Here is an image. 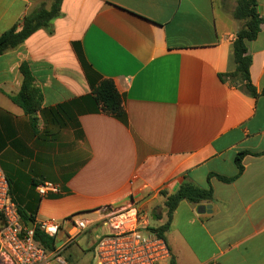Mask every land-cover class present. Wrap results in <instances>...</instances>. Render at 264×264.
I'll return each mask as SVG.
<instances>
[{"label": "crops", "instance_id": "crops-1", "mask_svg": "<svg viewBox=\"0 0 264 264\" xmlns=\"http://www.w3.org/2000/svg\"><path fill=\"white\" fill-rule=\"evenodd\" d=\"M52 4L0 0V37ZM258 5L264 19V0ZM237 6L63 0L52 31L40 29L1 55L0 164L18 208L61 223L64 245L74 222L89 231L101 225L102 237L110 233L108 210L134 204L147 213L151 202L163 203L160 227L167 220L162 193L190 182L212 190L213 199L180 202L164 234L171 257L162 264H264V23L247 44L260 93L254 98L228 76L245 23L234 16ZM24 62L43 96L33 114L11 99L22 88ZM103 80L120 93L122 118L96 103ZM45 182L61 193L40 196L36 187Z\"/></svg>", "mask_w": 264, "mask_h": 264}, {"label": "built area", "instance_id": "built-area-1", "mask_svg": "<svg viewBox=\"0 0 264 264\" xmlns=\"http://www.w3.org/2000/svg\"><path fill=\"white\" fill-rule=\"evenodd\" d=\"M38 194H60L61 187L45 182L36 187ZM41 231L49 237H58L62 228L57 221H37ZM76 231L68 242L48 252L39 246L30 230L21 222L19 208L11 195L10 183L0 164V264H67L63 249L73 244L87 230L83 221L74 222ZM103 225L110 233L100 237L93 252L95 264H161L170 259L167 242L148 228V215L137 205L123 209H109Z\"/></svg>", "mask_w": 264, "mask_h": 264}, {"label": "trees", "instance_id": "trees-1", "mask_svg": "<svg viewBox=\"0 0 264 264\" xmlns=\"http://www.w3.org/2000/svg\"><path fill=\"white\" fill-rule=\"evenodd\" d=\"M63 0H53L51 8L48 10L44 6L35 10L31 14L24 17L20 26H14L12 29L5 32L0 37V56L7 50L18 47L23 44L28 38L40 29L52 31L51 23L54 19L61 16V7ZM258 0H238V6L234 16L236 19L245 21L243 27L238 31L234 41L233 50L236 62V71L228 76L233 79L234 84L246 94L256 98L260 95L257 88L252 84L250 78V67L252 65V57L249 54L247 44L255 40L264 23V19L260 16L258 10ZM20 72L23 76V84L20 92L11 96V99L20 105L26 112L33 114L41 107L43 102L42 92L35 87V78L32 68L28 62L22 63ZM264 95V89L261 92ZM94 99L97 104L102 107V110L117 118H122L125 115L122 97L112 80H103L100 85L94 90ZM246 152L240 153L236 157V163L239 168L238 176L243 172L242 159ZM237 178V176L235 177ZM235 178L220 177L221 180L231 182ZM167 209V221L156 229H149L150 232L157 233L165 239L164 234L170 228V222L174 211L180 202L186 200L191 203H200L213 199V191L202 189L190 182H184L171 195L163 192ZM21 222L24 227L29 228L30 223L34 224L33 237L35 242L43 247L48 252L57 249L58 241L55 238L46 235L37 224V219L34 216L27 215L23 210L19 209ZM157 220L162 217L156 214ZM171 264H175L172 260Z\"/></svg>", "mask_w": 264, "mask_h": 264}, {"label": "rangeland", "instance_id": "rangeland-1", "mask_svg": "<svg viewBox=\"0 0 264 264\" xmlns=\"http://www.w3.org/2000/svg\"><path fill=\"white\" fill-rule=\"evenodd\" d=\"M163 207V203L161 202H151L147 206H145L148 213V228L156 229L158 228L160 221L154 220L152 211L155 210V215H161L160 208ZM167 221V220H166ZM105 232V228L101 225L99 227H95L94 230L90 229L83 231V236L80 241L78 239L71 245H68L65 249H63L62 255L64 256L67 264H95L93 246L95 242H97L98 238ZM90 238L92 245L87 244V239ZM64 240H67L66 238ZM162 264V263H161Z\"/></svg>", "mask_w": 264, "mask_h": 264}, {"label": "water", "instance_id": "water-1", "mask_svg": "<svg viewBox=\"0 0 264 264\" xmlns=\"http://www.w3.org/2000/svg\"><path fill=\"white\" fill-rule=\"evenodd\" d=\"M153 218H154V220H156L157 219V216L154 214V212H153ZM29 229L30 230H33L34 229V224L33 223H30V226H29ZM61 245V243H58V245L57 246H60Z\"/></svg>", "mask_w": 264, "mask_h": 264}]
</instances>
